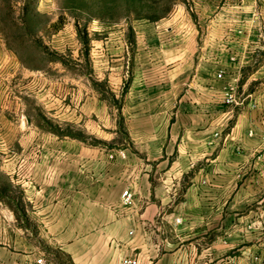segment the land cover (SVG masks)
<instances>
[{"label": "crops", "instance_id": "obj_1", "mask_svg": "<svg viewBox=\"0 0 264 264\" xmlns=\"http://www.w3.org/2000/svg\"><path fill=\"white\" fill-rule=\"evenodd\" d=\"M252 2L223 8L213 37L175 24L142 50L152 74L132 91L152 96L150 118L125 121L119 151L48 137L25 174L36 229L0 221V264H264V40Z\"/></svg>", "mask_w": 264, "mask_h": 264}, {"label": "rangeland", "instance_id": "obj_2", "mask_svg": "<svg viewBox=\"0 0 264 264\" xmlns=\"http://www.w3.org/2000/svg\"><path fill=\"white\" fill-rule=\"evenodd\" d=\"M242 1L0 0V221L36 229L25 174L48 137L119 151L125 121L150 118L152 96L132 90L149 85L138 55L152 40L175 24L213 37L218 13ZM252 7L264 40V0Z\"/></svg>", "mask_w": 264, "mask_h": 264}, {"label": "built area", "instance_id": "obj_3", "mask_svg": "<svg viewBox=\"0 0 264 264\" xmlns=\"http://www.w3.org/2000/svg\"><path fill=\"white\" fill-rule=\"evenodd\" d=\"M235 102H236V99H235V91H234V88H229L225 92V95H224V103L225 104H233ZM122 200H123V204L125 206H131L132 205L133 195H132V193L130 192L129 189H126V190L123 191V193H122ZM175 222L177 224H179L181 222V220L180 219H176ZM36 264H44V262H43L42 259H38L36 261ZM120 264H138V260L134 256H129V257L122 258Z\"/></svg>", "mask_w": 264, "mask_h": 264}]
</instances>
